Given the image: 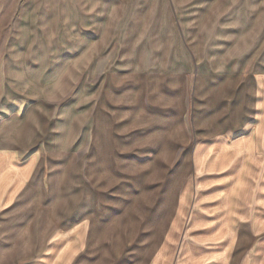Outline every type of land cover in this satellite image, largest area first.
<instances>
[{
    "label": "rangeland",
    "instance_id": "rangeland-1",
    "mask_svg": "<svg viewBox=\"0 0 264 264\" xmlns=\"http://www.w3.org/2000/svg\"><path fill=\"white\" fill-rule=\"evenodd\" d=\"M259 73L264 0H0V152L29 166L0 210V264L68 260L43 253L80 221L73 264H145L193 149L261 126ZM230 166L229 264H264V191L246 188L250 159Z\"/></svg>",
    "mask_w": 264,
    "mask_h": 264
},
{
    "label": "crops",
    "instance_id": "crops-1",
    "mask_svg": "<svg viewBox=\"0 0 264 264\" xmlns=\"http://www.w3.org/2000/svg\"><path fill=\"white\" fill-rule=\"evenodd\" d=\"M255 89L256 109L259 112L257 122L263 119L259 123L261 126H255L249 134L230 142L222 134L212 133L213 137L206 138L193 149L192 181L183 184L172 216L145 264H229L231 247L230 243H224L231 241V236H223L222 230L224 234L229 232L234 236L233 224L237 220L221 216V193H232L238 170L236 166H230L229 172L224 170L227 161L232 158L234 162L250 159L246 188L253 189L251 192H257L259 188L264 191V73L255 76ZM232 143H244L245 151L239 152L236 144ZM259 165L262 168L261 180L257 174ZM28 168V165L21 169L17 167L13 152H0V210L7 209L11 204L15 192L26 179ZM209 181L214 184L211 185ZM226 200L231 201V195L226 196ZM211 212L214 216H207ZM89 231L85 221L55 231L51 233L43 254L51 260L61 252L59 255L68 256V260L55 261L53 264H73L83 250ZM49 245L53 249L51 253L46 251ZM228 245L223 256V247Z\"/></svg>",
    "mask_w": 264,
    "mask_h": 264
}]
</instances>
